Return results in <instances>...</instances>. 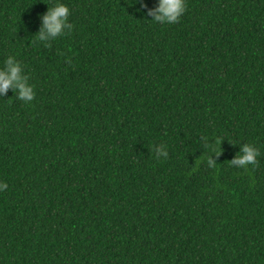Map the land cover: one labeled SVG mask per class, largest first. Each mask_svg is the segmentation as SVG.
Wrapping results in <instances>:
<instances>
[{
	"label": "trees",
	"instance_id": "1",
	"mask_svg": "<svg viewBox=\"0 0 264 264\" xmlns=\"http://www.w3.org/2000/svg\"><path fill=\"white\" fill-rule=\"evenodd\" d=\"M55 2L0 0V68L34 87L0 96V264H264V0H61L40 42Z\"/></svg>",
	"mask_w": 264,
	"mask_h": 264
},
{
	"label": "clouds",
	"instance_id": "2",
	"mask_svg": "<svg viewBox=\"0 0 264 264\" xmlns=\"http://www.w3.org/2000/svg\"><path fill=\"white\" fill-rule=\"evenodd\" d=\"M143 7V5H142ZM185 11V0H156L152 8H147V15L160 24L176 23ZM70 10L67 4L56 0V2L42 14V24L36 33V39L40 42H49L58 35L64 33L67 29L71 31V24L68 22ZM47 46V43L46 45ZM11 88L16 98L21 101L30 102L34 97V87L28 81V76L23 73L19 61L14 56H8L4 60V66L0 68V96ZM220 145V141H217ZM239 150L230 160L231 164L237 168H246L247 165L255 167L258 164L257 157L260 155L259 150L250 143L238 144ZM212 154L218 156L215 148L210 147ZM155 153L158 156L167 157V149L164 145L157 146ZM208 165L214 166L211 157H208ZM7 187V184L0 182V190Z\"/></svg>",
	"mask_w": 264,
	"mask_h": 264
}]
</instances>
